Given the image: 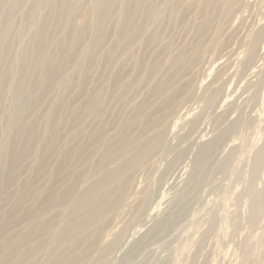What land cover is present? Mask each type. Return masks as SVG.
<instances>
[{"label":"rangeland","instance_id":"374dc122","mask_svg":"<svg viewBox=\"0 0 264 264\" xmlns=\"http://www.w3.org/2000/svg\"><path fill=\"white\" fill-rule=\"evenodd\" d=\"M40 1L15 3L3 40L0 67L12 80L0 88V153L12 137L16 78L32 67L21 56L33 52V40L45 49L43 62L55 64L68 35L73 51L64 58L77 52L79 60L48 83L38 66L36 83L25 87V118L15 124L22 140L9 157L29 141L0 201V264H264V0H230L229 8L227 0H125L133 19L124 40L117 25L124 0H104L95 47L92 0L67 5L68 30L59 3ZM143 102L138 130L126 134L133 165L105 192L104 220L79 230L70 207ZM4 158L0 178L8 152ZM73 184L75 194L60 201ZM72 230L76 238L55 252L57 238Z\"/></svg>","mask_w":264,"mask_h":264},{"label":"bare ground","instance_id":"6f19581e","mask_svg":"<svg viewBox=\"0 0 264 264\" xmlns=\"http://www.w3.org/2000/svg\"><path fill=\"white\" fill-rule=\"evenodd\" d=\"M6 0H0V61L2 59H5L7 55V49H4L3 47V40L5 39L6 33L9 29V21L11 18H13L15 11V3L20 0H14L13 6L6 7L4 3ZM57 3H59V11L62 13L63 11H66V15L60 18V23L62 27L65 30H68L71 26L70 21V13L66 10L67 5L70 2H73L74 0H56ZM78 1V0H76ZM84 1V0H79ZM174 1V0H172ZM41 6L44 7L45 0H41ZM176 2V1H175ZM228 8L231 5V1L227 0V3L225 4ZM109 10L108 6L106 5V1L104 0H92L91 2V13H92V20L90 22V31H92L94 40H93V46L95 47L99 41V38L102 36L104 31V24L107 18V11ZM133 19V8L130 2L123 1L120 5V7L117 10V25H118V35L121 40H124L126 38L127 29L129 27V24L131 23ZM41 32V27H39L36 31V34H39ZM66 38H63L60 41V49L62 51V59H60L59 62L53 64L51 62H43V57H45V49L43 46L39 45L38 43L34 42L33 40V52L28 53L27 55L22 54L21 60L23 57H27L31 59L32 61V67H30V71L26 72L23 77L20 79H17V87L16 91H14V99H15V108L13 112L10 115V118H8V133L9 135H12V137L7 141L4 151L0 153V163L5 164L6 160L4 158V154L8 152V158H7V166H6V175L2 178H0V201L6 198V189L9 182H10V174L9 172L13 168L15 162L19 160L24 151L27 148V143L29 141L28 136H26V139L23 140L24 145L20 148H18L14 154L9 157V153L11 149L15 146V144L18 141L22 140V134L18 135L16 130V123L23 121L25 118V112L21 110V106L25 99L28 97L29 92L25 89L27 84H34L36 83V69L38 66L44 65L45 72L43 80L45 83H48L53 78H55L59 73H61L68 65L75 64L79 60V54L76 52H72L70 56H67L64 58V53L66 51H73V41H68L69 38L68 35L64 36ZM259 36L256 37V42L258 40ZM3 47V48H2ZM141 58V57H140ZM140 58H137L135 61L136 63L140 62ZM109 58L107 57V60ZM139 59V60H138ZM4 64V63H3ZM182 65V63L175 64L173 66V69L170 71V77L169 81L175 79L179 74V66ZM148 75V73H145ZM116 77V76H115ZM14 78V77H13ZM12 78L7 76L0 67V88L4 87L5 85L10 82ZM164 84L160 85L156 91H159L160 89H164ZM156 89V88H155ZM154 89V91H155ZM155 91V92H156ZM96 104L99 103V99H96ZM147 107L146 102L140 103L137 105V107L134 109V112L132 116L125 121L121 128V136L116 139L114 143H107V145L104 147L102 153L99 155V157L96 160L95 164V173L99 177L97 180L91 182L88 187L84 189V191L76 198L74 204L71 205L69 210V219L74 221L77 225L79 230L86 229L91 224L100 222L104 220L107 212L106 206V191L109 189L110 185L114 182H118L119 179L129 171L133 165L132 156L130 157L129 154L131 152V149H129L128 144L130 140L133 137H130L126 134H129V132H135L139 128V123L142 120V114L145 111V108ZM81 113V112H78ZM79 115V114H78ZM54 119V114L51 115V121ZM53 123V122H52ZM150 122L147 123L150 125ZM97 135L95 134L93 139H96ZM162 138L161 135L158 134L154 137V140H152L151 144H149L148 149L146 150V153L148 150H153L154 145L159 144L160 139ZM151 139V138H150ZM147 146V145H146ZM159 147V146H158ZM119 154V155H118ZM39 160V167L43 166L44 163V156H42ZM64 158L61 160V164L63 163ZM5 162V163H4ZM104 164H113L115 169H113L110 173H105L101 175V172H99V169ZM3 167V166H2ZM1 167V168H2ZM58 177V174H56ZM94 179V178H93ZM76 185L73 184L65 189V191L60 195V201L65 200L66 198L72 196L75 194ZM106 208V209H105ZM83 209H85L83 211ZM30 213H28L29 215ZM85 217V219H82ZM6 223V222H5ZM50 226L49 223H45L41 230V235L45 234L47 228ZM76 230L69 231L64 236H59L56 241L55 246V252H59L67 243L73 241L76 238L77 235ZM27 238L23 239L26 240ZM27 241V240H26ZM6 264H13V261L11 258L7 261ZM50 264V263H48Z\"/></svg>","mask_w":264,"mask_h":264}]
</instances>
